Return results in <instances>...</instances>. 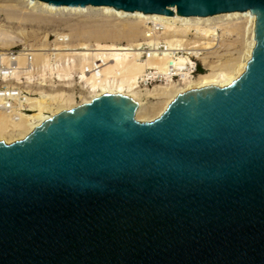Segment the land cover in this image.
<instances>
[{
	"label": "water",
	"instance_id": "obj_1",
	"mask_svg": "<svg viewBox=\"0 0 264 264\" xmlns=\"http://www.w3.org/2000/svg\"><path fill=\"white\" fill-rule=\"evenodd\" d=\"M41 1L249 11L255 44L231 83L154 119L104 92L0 140V264H264V0Z\"/></svg>",
	"mask_w": 264,
	"mask_h": 264
},
{
	"label": "bare ground",
	"instance_id": "obj_2",
	"mask_svg": "<svg viewBox=\"0 0 264 264\" xmlns=\"http://www.w3.org/2000/svg\"><path fill=\"white\" fill-rule=\"evenodd\" d=\"M22 1L28 2V6H36L40 4L49 10L66 9L77 12H86L88 10H92L98 12L99 15L104 16L103 18H106L108 16L112 17L122 15V17L124 18L129 17L128 19L131 18L130 20L134 21L124 22L123 24L104 21L100 24L94 22H86L84 25H74L72 27L73 35L81 37L80 35H82V32H87L89 37H93L97 41V50H102V52L99 51L100 53H94V58L90 57V52H83L80 54L75 53L79 56L77 60L72 61L71 59L70 61L72 62L69 61L68 63H66L65 61V63H63V61L59 60L60 55H56L55 57L57 58V60H55H59V62L56 66L55 64L57 62L54 61V66H51L52 63L49 62L51 65L47 63L48 55H37L36 58V53H34L35 55L33 54L34 56H32L34 57V59H36L34 61L36 63H34L35 67L36 65H41V67L46 66L45 69L47 71L49 69V73L46 72V70L44 73L42 68L41 73H44L45 75L56 74L58 78H60V81L64 79L66 80L67 77H70V75H72L73 73V69H80L81 83L83 84V87L87 89L88 96H85L82 99L80 97L81 100L77 102L74 100L73 95L67 94L63 91L54 93L56 91L54 90L53 94L49 93V95H47L46 97L44 96V103L41 100L43 104H41L42 106H40V109H32L31 111L27 112H23L24 110L22 112L17 110V114L19 115L18 117H13L8 114V112L0 110V140H3L5 142H11L13 140L24 137L31 129H33L35 125L39 124L46 117L51 116L59 110L63 108H69L83 101H89L92 97L104 92L122 93L132 97L138 103L135 111L136 119L141 121L154 119L165 109L171 99H173V97L180 91L186 90L190 87H199L210 84L222 86L231 83L244 70L247 60L251 56L252 49L255 44V16L249 11L234 10L212 15L200 16L181 15L177 14V12H174L173 14H164L146 13L139 10L126 11L124 9H116L111 5L86 4L83 6H69L65 4L54 5L52 3L41 0ZM12 17L20 20L21 22L32 19V16L27 13H21L19 15L13 14ZM232 22H236L238 24L233 25L231 24ZM217 23L220 24L216 25ZM143 26H145V28H143ZM219 28L224 29L223 31L226 34H232L236 36L237 39L245 37V35H249L251 40L248 44L249 49L247 51V55L243 62H238L239 65H237V68L234 71L231 70V72H215L210 68L213 72H207L203 75L200 74L197 78H194L191 73L196 74L199 70L196 72H191V69L196 61L194 63L190 56H199L200 52L197 47H200V43L196 44V40L190 41L189 36L192 31H196L195 34L200 35L199 39H201V37H203L202 39H204V37H207L205 39H208V35L214 33ZM157 37H162L165 40L166 46L165 48H161L162 55H150L149 52L143 53L142 51H140L143 45H145L146 43H152ZM114 38H116L117 40H121V38H127L129 42L135 44L137 46L136 48H138L139 50H134L133 48L127 46L126 48H124L118 43H115L116 39ZM59 40L57 42H59ZM102 40H105L104 42L112 40L113 44H104ZM85 46H88L89 48L91 47V45ZM185 46H187V53L190 56H175L176 52L180 49H184ZM145 50L152 49L146 47ZM19 52L20 50L15 56V58L18 59V68H20L21 65L24 66L26 62L23 58H17L19 56ZM64 55V58H62L61 56L60 59L64 60L66 58V56ZM5 56L6 55L3 56L4 63H9L8 61L11 59V57L9 59ZM45 56H47V58ZM57 56H59V58ZM142 56H145V59H142ZM27 57L29 56L27 55L25 58ZM96 57H98L99 59L101 58L100 60L102 61V64H100L99 66H97L94 62V59ZM206 58V56L202 57L201 63H203L202 65L209 66ZM195 59L198 60L196 57ZM28 60L29 59H27V61ZM170 63L174 65L172 68L170 67ZM17 64H13V66L17 68ZM29 64L31 66L30 69H32L31 64H33V61ZM15 68L13 69L15 70ZM25 68H27V66L21 67L20 69L25 70ZM147 70L149 72H147ZM204 70L206 69L204 68ZM13 72L11 73V75L9 74L3 78L6 79L8 85L17 86L21 83L20 75L19 73L16 74L15 72L13 74ZM25 73L27 74L28 78H24L30 80L29 78L30 76H32V70L27 69ZM3 75H5V73ZM178 75L180 76V79L178 83H176L174 78L177 79L179 77ZM159 79H164L166 81L165 85L157 86L152 90L140 89L141 82L147 83V81H149L150 83V80ZM71 84H73V82ZM151 100H155L160 105H158V103L145 105Z\"/></svg>",
	"mask_w": 264,
	"mask_h": 264
},
{
	"label": "rangeland",
	"instance_id": "obj_3",
	"mask_svg": "<svg viewBox=\"0 0 264 264\" xmlns=\"http://www.w3.org/2000/svg\"><path fill=\"white\" fill-rule=\"evenodd\" d=\"M28 4H29L28 2L22 1V0H0V55L4 56L6 55V52L9 49L16 48L20 50L18 54L19 56L17 58L19 59L23 58L26 62H28L26 63L24 61L25 62L24 66H27L25 70H23L24 68L22 70L20 69L21 67H24L23 65H21V67L18 68L19 67L18 64H17V68H15L16 71L13 69V71L16 74L19 73L20 75L21 83L19 82L20 84L17 85L19 89L21 88L28 89L29 92L31 93L27 97L28 98L27 103H26L27 105H25L24 103L25 101H23V103L22 102L20 103L21 106H26L28 110H24V111L19 110V111L27 112V111H31L32 109L33 110L40 109L41 108L40 106H42L41 104L44 103L45 97L49 95V93L53 94L54 90H56L54 93H57L59 91L66 92L67 94L73 95V98L75 101L77 102L80 101L83 97L88 96L87 89L83 87V84L81 83V78H80L81 70L76 69V68L73 69V73L72 75H70V77H67L66 80L61 79L62 81H60V78H58L56 74L54 75L44 74L46 70L45 69L46 66L41 67V65H36L35 67L36 63L34 61L36 59H34L33 57L35 55L34 53H36L35 55L36 58H37V55L38 56L48 55L49 60L47 59L48 61L47 63L48 64L52 63V65L50 64L51 66H54V63H53L54 61L57 62L55 64L57 66L59 60L63 61V63H65V61L66 63H68L71 59L72 61L77 60L79 56L75 53L80 54L83 52H90L91 53L89 54L90 57L94 58L95 57L94 53L102 52V50H97L98 49L96 46L97 41L93 37H89L87 32H82V35H80L81 37L73 35L72 27L74 25H77V24L84 25L86 22H94V23L100 24L104 21H110L112 23L116 22L118 24L119 23L123 24L124 22H129V21L131 22L134 20H130L131 18L128 19L129 17L124 18L122 17V15H117V16H112V17L108 16L106 18H103L104 16L99 15L98 12L92 11V10H88L86 12H77V11H71V10H66V9L65 10L64 9L49 10L40 4L36 6H28ZM21 13H27L31 15L32 21L28 19L26 21L21 22L20 20L12 17L13 14L19 15ZM219 24L220 23H217L216 25H219ZM231 24L237 25L238 23L232 22ZM143 28H145V26H143ZM223 30L224 29L219 28L214 33H211L210 35H208V39H205L207 37H204V39H202L203 37H201L202 40L199 39L200 38L199 34H195L196 31L191 32L189 36L190 41L196 40L197 41L196 44L200 43V47H197L200 52L199 56H195V55L193 56H195L200 63L202 62L201 58L206 56L207 57L206 59L209 64V66L202 65L203 63L199 64L198 70L200 71L201 69L203 70V72L198 71L196 74L191 73V75L194 78H197L200 74L202 75L206 74L207 72H213V71L231 72V70L234 71L237 68V65H239V63L244 61L247 55V51L249 49L248 44L250 43V40H251L249 35L247 36L245 35V37L237 39L236 36L232 34H226ZM194 37H197L198 39ZM58 40L59 42H57ZM102 41L104 44H113L112 40H108L107 42H104L105 40H102ZM115 43H118L120 46L124 48H126L127 46V47L133 48L134 50H139L138 48H136L137 46L133 44L132 42L130 43L127 38H121V40L116 39ZM78 44L79 46L81 44V46L79 47ZM85 45H89V46L91 45V47L89 48L88 46H85ZM145 48L146 47L143 45L140 51H142L143 53L149 52L150 55H157V54L162 55V49L158 50V49L151 48L152 50H145ZM186 49H187V46H185L184 49L178 50L175 56L189 55L187 53L188 49L187 50ZM29 53L31 56L34 54L32 56L34 60L32 59V57H31V60L28 57L25 58ZM43 53H46V54H43ZM61 54L66 56L64 60L60 59L61 56L62 58H64L63 55ZM56 55H60V58L59 56H57L59 58L58 61H56L57 60V58L55 57ZM69 55L70 56L73 55V56L70 57ZM45 57L47 58V56ZM97 58L98 57L94 59L95 60L94 62L97 66H99L100 64H102L101 63L102 61L100 60L101 58L100 59L99 58L97 59ZM190 58L195 63V60L192 58V56H190ZM27 59L29 60L27 61ZM142 59H145V56H142ZM32 61H33V64H31L32 69H30L31 66L29 63H32ZM8 62L10 64L6 62L5 63L12 67L13 62L11 60H9ZM201 65L206 70H204ZM38 66H39V71H38ZM41 68L43 69L44 73H41ZM47 68H48V65H47ZM27 69L32 70V76H30L29 78L31 81L25 79L26 77L28 78L27 74L25 73ZM148 70L147 72H149ZM46 72L49 73V69L48 71L46 70ZM2 73L3 74L5 73V75H3ZM2 73H0V84L4 83L8 85L6 79H4L3 77H6L7 75H9L10 72L8 73L4 71ZM179 79H180V76L177 79L174 78L176 83H178ZM150 81H151L150 82L151 84L149 83V81H147V83L141 82L140 89L142 90L151 89L152 90L155 87L165 85L166 83L164 79L150 80ZM72 82L73 84H71ZM33 99L34 100L36 99V100L34 101ZM41 100L43 101V103L41 102ZM152 103H158V102H156L155 100H151L145 105L152 104ZM158 105L160 104L158 103Z\"/></svg>",
	"mask_w": 264,
	"mask_h": 264
},
{
	"label": "built area",
	"instance_id": "obj_4",
	"mask_svg": "<svg viewBox=\"0 0 264 264\" xmlns=\"http://www.w3.org/2000/svg\"><path fill=\"white\" fill-rule=\"evenodd\" d=\"M145 47L152 48V49H158L160 50L161 48H165V40L162 37H157L152 43H146L144 45ZM19 49L16 48H11L6 52V57L10 59L11 61L14 62L13 64H17L18 59L15 58L17 55ZM29 59H31L30 53ZM196 63L193 65L191 72H196L198 71V66L201 64L198 60L195 59V57L192 55ZM174 65L170 63V67L172 68ZM202 66V65H201ZM203 67V66H202ZM13 68L15 66H10L3 61V55H0V72H10L9 74L12 73ZM204 69V68H203ZM176 76V75H174ZM76 87V86H75ZM31 93L29 92L28 89L21 88L19 89L18 86L16 85H7V84H0V110H4L8 112L13 117H18L19 115L17 114V110H28L26 109V106H21V102L25 101L24 103H27V97Z\"/></svg>",
	"mask_w": 264,
	"mask_h": 264
},
{
	"label": "trees",
	"instance_id": "obj_5",
	"mask_svg": "<svg viewBox=\"0 0 264 264\" xmlns=\"http://www.w3.org/2000/svg\"><path fill=\"white\" fill-rule=\"evenodd\" d=\"M199 72H203V70H201V69H200V71H199Z\"/></svg>",
	"mask_w": 264,
	"mask_h": 264
}]
</instances>
